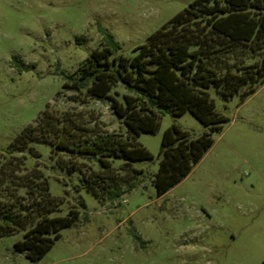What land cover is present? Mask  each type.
Listing matches in <instances>:
<instances>
[{"label":"rangeland","instance_id":"374dc122","mask_svg":"<svg viewBox=\"0 0 264 264\" xmlns=\"http://www.w3.org/2000/svg\"><path fill=\"white\" fill-rule=\"evenodd\" d=\"M192 1L0 0V157L45 110L73 134L59 135L71 145L83 147L106 133L130 138L109 101L65 82L104 45L103 30L114 35L121 53L133 56ZM114 91L128 93L122 85ZM210 93L229 121L190 174L161 196L153 180L165 130L176 124L191 137L205 130L189 111L163 115L157 132L138 137L154 159L133 162L144 173L135 189L114 201L83 187L82 173L101 169L91 155L34 144L36 157L29 154L26 163L47 175L61 202L55 215L77 208L80 216L38 261L16 250L22 231L0 236V264H264V84L243 101L239 95L225 100L214 87ZM123 163L114 160L115 167ZM73 164L79 170L71 171Z\"/></svg>","mask_w":264,"mask_h":264},{"label":"trees","instance_id":"16d2710c","mask_svg":"<svg viewBox=\"0 0 264 264\" xmlns=\"http://www.w3.org/2000/svg\"><path fill=\"white\" fill-rule=\"evenodd\" d=\"M103 40L64 86L109 101L130 138L106 133L85 141L83 147L71 145L73 134L45 110L0 157V236L22 231L15 248L32 261L42 259L61 230L80 216L77 208L55 215L61 202L51 194L47 175L26 163L29 154L37 153L34 144L48 143L57 153L91 155L101 169L83 172L80 181L99 200L114 201L135 189L144 173L133 162L154 159L138 137L157 132L163 115L189 111L205 130L198 137L176 124L165 130L153 180L161 196L190 174L213 146L214 134L229 121L216 109L210 89L225 100L239 95L243 101L264 84V0H193L135 47L133 56L120 52L110 32L103 30ZM119 85L128 93L114 91ZM116 158L124 159L119 167L114 166ZM70 170L79 168L73 164Z\"/></svg>","mask_w":264,"mask_h":264}]
</instances>
